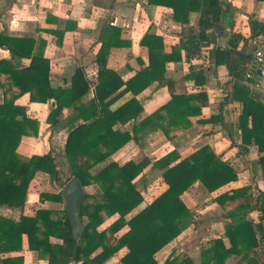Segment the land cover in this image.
Wrapping results in <instances>:
<instances>
[{
  "label": "trees",
  "instance_id": "trees-1",
  "mask_svg": "<svg viewBox=\"0 0 264 264\" xmlns=\"http://www.w3.org/2000/svg\"><path fill=\"white\" fill-rule=\"evenodd\" d=\"M148 2L173 9V19L180 25L189 23L192 12L198 13V31L185 33L171 51L166 50L161 36L147 33L141 45L148 49L149 63L125 81L107 65L111 48L124 44L120 38L121 30L106 28L101 33L102 45L96 57L99 73L95 98L82 107L78 104L92 86L82 68L75 71L70 88H53L50 61L44 58L42 50L35 53L36 40L12 37L0 31V47H6L21 59L31 60L23 70H16L9 61H0V90L4 94L0 103V209L23 211L29 186L39 171L65 185L53 156L24 158L17 151L22 136L36 127V123L28 118L26 108L15 104L25 93H30L31 101L47 103L52 100L55 105L51 113L53 118L66 107L82 109L78 117L84 122L70 132L65 146L72 173L66 181L76 177L83 188L96 185L101 190L100 194L85 192L83 196L79 239L74 235L68 207L64 210L39 209L35 216L21 215L18 220L0 214V263L22 264L20 257L3 259L2 255L21 252L26 237L29 250L37 252L48 264H106L123 248L128 252L120 264H161L156 254L194 222L195 213L182 195L198 181L212 193L238 180L237 171L210 146H204L182 160L172 150L153 163L156 169L164 171L162 178L168 187L146 208L128 219V215L143 202L137 179L151 165V160L143 156L139 161L131 160L123 165L111 161L99 172H91L130 141L138 143L154 131L161 130L168 140L175 139L192 126L191 117L201 115L202 107L208 101V95L203 91L177 94L173 90L176 82L166 75L167 63L183 61V52L186 61H190L201 54L203 44L212 42L208 31L222 29L226 16L222 0ZM250 28L251 39L264 34V23L255 15L250 17ZM241 41L245 44L239 49ZM247 42L242 35L233 34L228 47L215 46L210 57L216 67L225 65L235 81L232 99L243 105L238 122L243 144L257 145L264 153V102L241 84L246 65L251 60ZM184 79L194 80L197 87H204L207 71L190 66ZM155 82L171 90V99L137 122L143 107L136 97ZM130 92L134 96L128 102L110 110L115 100ZM133 119H136L133 135L127 130L113 129L118 122L124 124ZM218 121L220 116H212L204 122ZM260 162L264 174V156ZM63 196V191L56 195L45 193L41 194V201H63ZM216 201L223 209L221 217L226 221L225 236L229 246L222 238L213 240L201 249V264H264V191L255 197L251 187L237 188L221 194ZM254 211L260 213L258 223L248 217ZM108 220L111 223L100 230ZM51 237L61 239L62 244L53 243ZM181 254L174 250L162 264H196L189 256L180 257Z\"/></svg>",
  "mask_w": 264,
  "mask_h": 264
},
{
  "label": "crops",
  "instance_id": "crops-1",
  "mask_svg": "<svg viewBox=\"0 0 264 264\" xmlns=\"http://www.w3.org/2000/svg\"><path fill=\"white\" fill-rule=\"evenodd\" d=\"M222 2L226 14L224 24L220 30L208 31V37L212 42L203 44L201 54L190 61H186L183 52V61L167 63L166 75L176 82L173 90L177 94H195L201 91L207 93L208 101L202 107V114L191 117L192 126L180 132L175 139L168 140L161 130L154 131L138 143L134 140L130 141L108 160L91 170L95 174L111 161L123 165L131 160L139 161L143 156L151 160V165L137 179L143 202L128 215V219L146 208L168 187L162 178L164 171L156 169L153 163L172 150H175L182 160L202 147L210 146L223 161L228 162L237 171V181L215 192H208L198 181L182 195L187 206L195 213L194 222L156 254V259L161 264L174 250L178 255L183 253L180 257L189 256L196 264H201V249L209 246L213 240L222 238L229 246L225 236L226 221L221 217L223 209L216 198L237 188L251 187L255 197L264 191V174L260 162L264 153L259 151L257 145H245L242 142L238 122L243 105L232 99L235 81L230 77L225 65L216 67L210 57L211 50L215 46L228 47L233 34L246 38L248 50L251 51L253 41L257 37L249 38L250 17L255 15L259 22L264 23V2L257 0H222ZM198 18V13L192 12L188 24H177L173 19V9L150 5L148 0H14L11 10L0 17V31L12 37H32L36 40L35 53L39 49L42 50L44 58L50 61V81L53 88H70L75 71L82 68L92 84L89 93L78 104L82 107L95 98L99 73L96 57L102 45L100 42L102 31L111 27L121 30L120 38L124 44L111 48L107 65L127 81L149 63L148 49L141 45L147 33L154 32L161 36L166 50L171 51L173 46L179 44L185 33L198 31ZM244 44V41H241L239 49ZM205 54H208V57ZM1 60L9 61L16 70L25 69L31 61L21 59L6 47H0ZM190 66H194L196 70L207 71V83L204 87H197L194 80L184 79L190 71ZM133 96L131 92L122 95L112 103L110 110L120 108ZM255 96L264 102V87L261 92L255 93ZM136 98L143 107L137 119L139 122L169 102L171 90L155 82ZM3 100L4 94L0 90V103ZM15 104L25 107L28 118L36 123L33 130L29 129V133L22 136L17 150L19 155L30 158L33 155L50 154L55 158L66 185L69 182L66 180L72 176V173L65 155V146L70 132L84 122L80 116L78 117L82 109L66 107L58 117L53 118L51 116L55 108L53 101L47 103L31 101L30 93H25ZM212 116H220V121L204 122ZM135 124L136 119L124 124L118 122L113 129L127 130L133 135ZM151 169L160 174L161 181L157 186L145 187L143 182L139 181L141 178L143 180L147 171ZM65 185L53 180L48 173L39 171L29 186L28 200L23 211L2 208L0 214L18 220L21 215L35 216L39 209L64 210L67 207L64 196L63 201L52 199L41 201V194H59ZM152 189L159 191V194L152 195L150 192ZM84 191L90 194L101 193L96 185L84 187ZM146 191L149 192L147 195ZM248 217L254 223H258L260 213L254 211ZM206 222L208 223L206 234L196 235L195 247L185 253L181 236L185 234L183 240L189 236L194 237L196 232L199 233L200 225H205ZM110 223L111 220L106 221L99 229L102 230ZM51 241L57 244L63 242L55 237H51ZM127 252V248L121 249L106 264H120L121 258ZM2 257L3 259L20 257L23 259L22 264H48L47 261L39 258L37 252L29 250L26 237L21 252L5 253Z\"/></svg>",
  "mask_w": 264,
  "mask_h": 264
},
{
  "label": "water",
  "instance_id": "water-1",
  "mask_svg": "<svg viewBox=\"0 0 264 264\" xmlns=\"http://www.w3.org/2000/svg\"><path fill=\"white\" fill-rule=\"evenodd\" d=\"M14 0H0V17L6 15L13 7ZM63 193L67 202L68 212L74 226V235L77 239L82 233L80 205L85 194L84 188L76 177H73L64 186Z\"/></svg>",
  "mask_w": 264,
  "mask_h": 264
},
{
  "label": "built area",
  "instance_id": "built-area-1",
  "mask_svg": "<svg viewBox=\"0 0 264 264\" xmlns=\"http://www.w3.org/2000/svg\"><path fill=\"white\" fill-rule=\"evenodd\" d=\"M205 56L208 57V54ZM245 71L241 84L251 92H261L264 87V34L253 41L251 60L247 63Z\"/></svg>",
  "mask_w": 264,
  "mask_h": 264
},
{
  "label": "rangeland",
  "instance_id": "rangeland-1",
  "mask_svg": "<svg viewBox=\"0 0 264 264\" xmlns=\"http://www.w3.org/2000/svg\"><path fill=\"white\" fill-rule=\"evenodd\" d=\"M154 169V168H153ZM153 169H151V171H147V175L144 176V179L139 181L140 183L143 182V184L145 185V187H152L153 185L157 186L161 179H160V174L159 173H156L155 171H153ZM149 170V169H148ZM142 187V185H141ZM144 188H142L143 190ZM157 190V189H156ZM150 192H152V195L153 194H159V191H155V189H152ZM149 192L146 191V195L148 194ZM207 228H208V223L206 222L205 225L204 224H201L200 225V228H199V233H195L194 234V237L191 238V236L185 238L184 240L182 238H184L183 236L185 234H183L181 236V244H184L183 245V248L185 250V253L189 252V250L191 248H194L195 247V244H196V239H195V236L196 235H205L206 232H207ZM187 234V233H186ZM186 239H189L188 241ZM180 244V243H179ZM180 244V245H181Z\"/></svg>",
  "mask_w": 264,
  "mask_h": 264
}]
</instances>
